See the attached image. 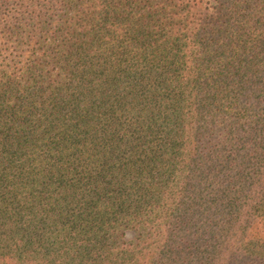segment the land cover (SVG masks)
Listing matches in <instances>:
<instances>
[{
	"label": "trees",
	"instance_id": "16d2710c",
	"mask_svg": "<svg viewBox=\"0 0 264 264\" xmlns=\"http://www.w3.org/2000/svg\"><path fill=\"white\" fill-rule=\"evenodd\" d=\"M0 264H264V0H0Z\"/></svg>",
	"mask_w": 264,
	"mask_h": 264
},
{
	"label": "rangeland",
	"instance_id": "374dc122",
	"mask_svg": "<svg viewBox=\"0 0 264 264\" xmlns=\"http://www.w3.org/2000/svg\"><path fill=\"white\" fill-rule=\"evenodd\" d=\"M53 20H57V17H54ZM125 238L127 239V241H129V240L134 238V235L131 232L126 231V237Z\"/></svg>",
	"mask_w": 264,
	"mask_h": 264
}]
</instances>
